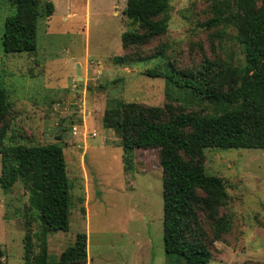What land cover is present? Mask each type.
<instances>
[{
	"label": "rangeland",
	"instance_id": "obj_1",
	"mask_svg": "<svg viewBox=\"0 0 264 264\" xmlns=\"http://www.w3.org/2000/svg\"><path fill=\"white\" fill-rule=\"evenodd\" d=\"M47 2L53 13L38 18L36 51L6 54L3 25L14 8L0 0V86L10 104L0 131L1 146L56 143L63 150L69 227L48 235L49 257L57 259L84 233L85 264H170L163 252L159 152L135 150L133 169L125 170L119 136L103 126V112L123 103L155 109L162 121L214 114V106L189 90L144 73L172 68L210 86L235 87L243 65L235 31L230 25L204 26L212 0H169L165 31L123 48V32L145 31L125 18L126 0H40V7ZM199 161L224 183L228 199L216 220H227L228 227L215 239V221L197 206L191 239L209 250V264H264V150L208 149ZM1 162L0 156V173ZM27 196L21 180L0 189L2 264H24ZM32 224L33 231L40 229Z\"/></svg>",
	"mask_w": 264,
	"mask_h": 264
},
{
	"label": "trees",
	"instance_id": "obj_2",
	"mask_svg": "<svg viewBox=\"0 0 264 264\" xmlns=\"http://www.w3.org/2000/svg\"><path fill=\"white\" fill-rule=\"evenodd\" d=\"M9 3L14 12L4 21L3 52H35L38 18L52 15V3L47 2L43 7L40 0H9ZM168 10L169 0H126L125 18L145 31L123 32L122 47L143 44L163 33ZM211 12L212 17L204 26H232L243 53L235 87L224 90L210 86L194 75L172 68L166 74L155 69H148L144 74L162 77L170 86L189 90L214 106V114H178L162 121L155 109L122 103L105 108L102 117L103 126L119 136L125 170L133 169L135 150L157 149L159 152L163 174V252L170 264H209L211 261L209 250L198 240L191 239L192 227L197 226V206L204 208L215 221V239L228 227L227 220H216L217 209L228 199L225 186L220 178L206 173L199 161L204 151L264 150V0H212ZM161 15L163 17L158 18ZM9 106L8 95L0 86V123ZM4 136L1 130L0 189L8 191L21 180L28 193L24 264H85L87 239L84 233H77L73 244L55 260L50 259L47 251L48 235L66 232L69 227L70 185L62 148L56 143L1 146ZM195 159L198 161L194 163ZM33 222L39 230H32Z\"/></svg>",
	"mask_w": 264,
	"mask_h": 264
},
{
	"label": "water",
	"instance_id": "obj_3",
	"mask_svg": "<svg viewBox=\"0 0 264 264\" xmlns=\"http://www.w3.org/2000/svg\"><path fill=\"white\" fill-rule=\"evenodd\" d=\"M78 73V72H77ZM1 257H2V252H1V250H0V264H2L1 263Z\"/></svg>",
	"mask_w": 264,
	"mask_h": 264
}]
</instances>
